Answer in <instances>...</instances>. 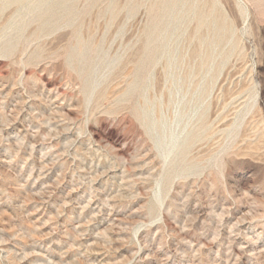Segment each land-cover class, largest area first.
Returning <instances> with one entry per match:
<instances>
[{"label":"rangeland","instance_id":"obj_1","mask_svg":"<svg viewBox=\"0 0 264 264\" xmlns=\"http://www.w3.org/2000/svg\"><path fill=\"white\" fill-rule=\"evenodd\" d=\"M0 264H264V0H0Z\"/></svg>","mask_w":264,"mask_h":264},{"label":"bare ground","instance_id":"obj_2","mask_svg":"<svg viewBox=\"0 0 264 264\" xmlns=\"http://www.w3.org/2000/svg\"><path fill=\"white\" fill-rule=\"evenodd\" d=\"M18 2V1H17ZM29 5V4H28ZM22 6V5H21Z\"/></svg>","mask_w":264,"mask_h":264}]
</instances>
